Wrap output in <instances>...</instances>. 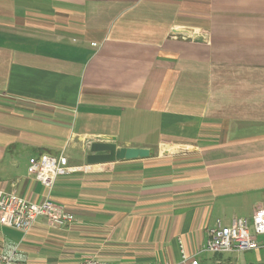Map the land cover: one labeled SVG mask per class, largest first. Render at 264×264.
<instances>
[{"label": "crops", "instance_id": "0c3cea01", "mask_svg": "<svg viewBox=\"0 0 264 264\" xmlns=\"http://www.w3.org/2000/svg\"><path fill=\"white\" fill-rule=\"evenodd\" d=\"M107 139L150 155L86 166ZM40 155L73 170L47 189ZM0 191L72 218L0 226L22 264H264V235L201 251L264 208V0H0Z\"/></svg>", "mask_w": 264, "mask_h": 264}, {"label": "built area", "instance_id": "2783aa9c", "mask_svg": "<svg viewBox=\"0 0 264 264\" xmlns=\"http://www.w3.org/2000/svg\"><path fill=\"white\" fill-rule=\"evenodd\" d=\"M72 170L64 155L56 157L40 155L28 162V175L47 189L52 188L58 177L67 175ZM40 219L51 227H64L72 221L71 216L62 207L55 205L49 199L33 204L13 193L0 191L1 227L25 235ZM261 235H264V208L254 211L250 219L234 218L229 224L216 221L207 230V240L201 251L206 253L248 252L257 248L255 237ZM25 260V255L18 245H11L0 250V264H22ZM182 260H187L184 255H182ZM79 264L97 263L87 258ZM190 264H197V262L192 260Z\"/></svg>", "mask_w": 264, "mask_h": 264}, {"label": "water", "instance_id": "95a60500", "mask_svg": "<svg viewBox=\"0 0 264 264\" xmlns=\"http://www.w3.org/2000/svg\"><path fill=\"white\" fill-rule=\"evenodd\" d=\"M85 152L86 166L142 160L150 155L147 149L118 147L115 139L88 141Z\"/></svg>", "mask_w": 264, "mask_h": 264}]
</instances>
